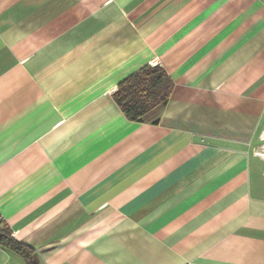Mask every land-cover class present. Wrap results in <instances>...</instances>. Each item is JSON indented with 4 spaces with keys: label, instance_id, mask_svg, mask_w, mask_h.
<instances>
[{
    "label": "crops",
    "instance_id": "crops-1",
    "mask_svg": "<svg viewBox=\"0 0 264 264\" xmlns=\"http://www.w3.org/2000/svg\"><path fill=\"white\" fill-rule=\"evenodd\" d=\"M0 215L39 264H264V0H0Z\"/></svg>",
    "mask_w": 264,
    "mask_h": 264
},
{
    "label": "trees",
    "instance_id": "trees-1",
    "mask_svg": "<svg viewBox=\"0 0 264 264\" xmlns=\"http://www.w3.org/2000/svg\"><path fill=\"white\" fill-rule=\"evenodd\" d=\"M173 87L174 81L160 65H148L122 82L114 98L129 119L143 122L149 113L167 104ZM1 244L21 253L29 264H39L31 247L15 241L11 235H1Z\"/></svg>",
    "mask_w": 264,
    "mask_h": 264
},
{
    "label": "built area",
    "instance_id": "built-area-1",
    "mask_svg": "<svg viewBox=\"0 0 264 264\" xmlns=\"http://www.w3.org/2000/svg\"><path fill=\"white\" fill-rule=\"evenodd\" d=\"M151 66H156V65H151ZM4 222V219L1 217V215H0V225L2 224ZM2 247H1V245H0V249H1Z\"/></svg>",
    "mask_w": 264,
    "mask_h": 264
}]
</instances>
